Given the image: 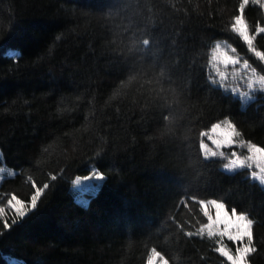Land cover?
<instances>
[{
    "label": "trees",
    "instance_id": "trees-1",
    "mask_svg": "<svg viewBox=\"0 0 264 264\" xmlns=\"http://www.w3.org/2000/svg\"><path fill=\"white\" fill-rule=\"evenodd\" d=\"M243 14L253 38L234 28ZM254 0H0V264H232L202 201L252 221L264 264V185L207 158L202 132L230 121L264 148V91L246 104L211 79L216 41L264 76ZM103 178L88 203L74 178ZM41 192L35 209L19 216ZM5 222L8 227H5ZM235 247L233 240L225 241Z\"/></svg>",
    "mask_w": 264,
    "mask_h": 264
},
{
    "label": "rangeland",
    "instance_id": "rangeland-1",
    "mask_svg": "<svg viewBox=\"0 0 264 264\" xmlns=\"http://www.w3.org/2000/svg\"><path fill=\"white\" fill-rule=\"evenodd\" d=\"M248 1L245 0V2ZM254 1L260 2L264 7V0ZM235 30L252 44V36L242 15L236 19ZM259 30L264 32V26L259 27ZM250 47L264 64V55L253 46L250 45ZM209 67L212 79L216 83L223 85L245 101L250 100L254 92L264 91V76L242 59L232 45L225 40L215 43L211 49ZM202 148L207 157L220 159L225 170L233 172L245 168L252 178L264 184V148L243 141L229 121L217 122L203 131ZM0 170H2L0 182L4 177L14 173L5 166H0ZM102 178L103 176L97 171L85 177L74 178L77 200L88 203L91 193L98 189ZM77 180H79L78 183ZM17 199L20 200L19 197ZM201 204L208 220L201 227L200 233L214 237L218 243V249L232 264H248L247 254L252 250L251 221L244 214L229 212L220 201L207 200L202 201ZM30 205L31 203L28 205L24 203L28 209ZM228 239L235 242V247H228L225 242ZM147 264H167V260L159 252L152 250Z\"/></svg>",
    "mask_w": 264,
    "mask_h": 264
},
{
    "label": "snow or ice",
    "instance_id": "snow-or-ice-1",
    "mask_svg": "<svg viewBox=\"0 0 264 264\" xmlns=\"http://www.w3.org/2000/svg\"><path fill=\"white\" fill-rule=\"evenodd\" d=\"M78 182L79 180H77V183ZM40 195H41V192H36V194L33 197H31V205H30L31 209L36 208L37 199L38 197H40ZM8 205L11 208H13L15 212L21 217H23L29 211V209L24 206V202L22 200L17 199L15 195H13L10 200H8ZM4 211H5L4 208L0 207V215H3ZM5 227H8L6 222H5Z\"/></svg>",
    "mask_w": 264,
    "mask_h": 264
}]
</instances>
